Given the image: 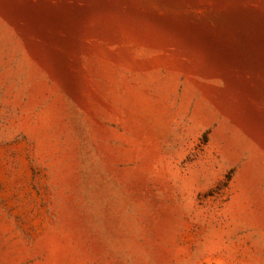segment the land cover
I'll use <instances>...</instances> for the list:
<instances>
[{
	"label": "rangeland",
	"instance_id": "1",
	"mask_svg": "<svg viewBox=\"0 0 264 264\" xmlns=\"http://www.w3.org/2000/svg\"><path fill=\"white\" fill-rule=\"evenodd\" d=\"M0 264H264V0H0Z\"/></svg>",
	"mask_w": 264,
	"mask_h": 264
}]
</instances>
